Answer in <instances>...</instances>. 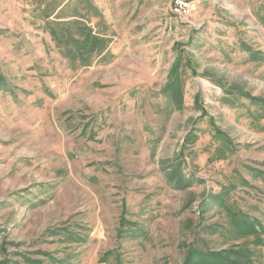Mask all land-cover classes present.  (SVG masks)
Returning <instances> with one entry per match:
<instances>
[{
    "label": "rangeland",
    "instance_id": "374dc122",
    "mask_svg": "<svg viewBox=\"0 0 264 264\" xmlns=\"http://www.w3.org/2000/svg\"><path fill=\"white\" fill-rule=\"evenodd\" d=\"M174 1L0 0V264H264V0Z\"/></svg>",
    "mask_w": 264,
    "mask_h": 264
},
{
    "label": "trees",
    "instance_id": "16d2710c",
    "mask_svg": "<svg viewBox=\"0 0 264 264\" xmlns=\"http://www.w3.org/2000/svg\"><path fill=\"white\" fill-rule=\"evenodd\" d=\"M49 32H50L51 36L55 35L53 30L49 29ZM68 40L73 42L74 47H75V54H77V55H80L83 51H88V49H90V47L88 48L87 41L86 40H85V42L79 41L77 39L76 33L73 31H67L66 35L62 36V41H58V43L62 42V44H65ZM32 264H36V263H32Z\"/></svg>",
    "mask_w": 264,
    "mask_h": 264
},
{
    "label": "built area",
    "instance_id": "2783aa9c",
    "mask_svg": "<svg viewBox=\"0 0 264 264\" xmlns=\"http://www.w3.org/2000/svg\"><path fill=\"white\" fill-rule=\"evenodd\" d=\"M196 12V8L190 2L185 0H175L172 4V13L175 16H186L189 17Z\"/></svg>",
    "mask_w": 264,
    "mask_h": 264
}]
</instances>
